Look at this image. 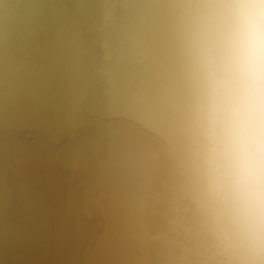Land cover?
Returning a JSON list of instances; mask_svg holds the SVG:
<instances>
[{"label": "bare ground", "instance_id": "1", "mask_svg": "<svg viewBox=\"0 0 264 264\" xmlns=\"http://www.w3.org/2000/svg\"><path fill=\"white\" fill-rule=\"evenodd\" d=\"M53 1L0 0V264H40L38 172L7 132L22 71L14 58L36 45ZM55 2L97 117L88 127L99 128L117 181L122 235L135 239L119 240L124 264H217L185 167L189 97L169 31L174 0Z\"/></svg>", "mask_w": 264, "mask_h": 264}, {"label": "clouds", "instance_id": "2", "mask_svg": "<svg viewBox=\"0 0 264 264\" xmlns=\"http://www.w3.org/2000/svg\"><path fill=\"white\" fill-rule=\"evenodd\" d=\"M187 179L217 264H264V0H174Z\"/></svg>", "mask_w": 264, "mask_h": 264}, {"label": "water", "instance_id": "3", "mask_svg": "<svg viewBox=\"0 0 264 264\" xmlns=\"http://www.w3.org/2000/svg\"><path fill=\"white\" fill-rule=\"evenodd\" d=\"M55 1L44 5L36 45L14 58L13 67L22 71L7 132L18 134L38 172L40 264H124L117 181L106 148L96 141L99 128L88 127L97 117ZM131 235L125 240L135 243Z\"/></svg>", "mask_w": 264, "mask_h": 264}]
</instances>
